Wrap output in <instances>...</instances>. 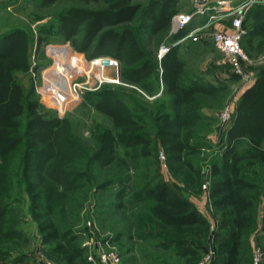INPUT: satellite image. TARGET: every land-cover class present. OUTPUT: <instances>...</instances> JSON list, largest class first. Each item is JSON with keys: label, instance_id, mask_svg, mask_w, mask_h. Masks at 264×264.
<instances>
[{"label": "trees", "instance_id": "16d2710c", "mask_svg": "<svg viewBox=\"0 0 264 264\" xmlns=\"http://www.w3.org/2000/svg\"><path fill=\"white\" fill-rule=\"evenodd\" d=\"M57 1L40 0V6ZM78 1L103 5L67 9L60 16L58 29L88 59L109 55L121 60L122 78L134 86L103 89L92 96L94 108L111 123L99 130L97 142L92 144L76 134L70 118L44 113L34 86L26 89L18 81L17 72L31 69L29 32L14 27L0 34V264L24 261L23 257L8 260L11 244L25 243L26 236L9 200L16 175L24 183L42 243L50 245L59 261L92 264L78 237L70 229L62 230L53 217L57 211L61 213L60 207L69 206L79 191L97 186V190H113L117 201L110 208L115 213L134 203L142 206L133 215L138 230L135 238H155L156 246L174 251L185 264H194L209 234V221L189 198L177 195L176 187L164 177L156 173L148 178L140 167L142 159L155 157L157 138L171 168L179 163L189 167L187 186L202 187L201 167L190 160L206 143L193 129H199L204 118L198 95L211 96L215 91L196 80L187 82L186 62L179 46L171 47L161 62H156L148 49L151 38L159 37V43L170 30L178 0H150L147 4L133 0ZM244 26L247 34L242 44L248 51L255 47L258 37L264 45V3L251 7ZM187 28L173 40L182 37ZM48 30L40 28L41 32ZM60 71L55 74L58 80ZM161 83L166 99L156 104V109L147 108L149 104L138 88L153 93L160 90ZM133 97L142 99L141 103H133ZM226 140L218 157L212 159L209 189L224 229L218 235L214 264H252L251 233L256 228L259 195H264L260 177V173L264 176V69L257 82L240 96ZM18 154L16 174L14 160ZM106 168L117 169L118 177L100 179ZM130 168L135 176H130Z\"/></svg>", "mask_w": 264, "mask_h": 264}, {"label": "rangeland", "instance_id": "374dc122", "mask_svg": "<svg viewBox=\"0 0 264 264\" xmlns=\"http://www.w3.org/2000/svg\"><path fill=\"white\" fill-rule=\"evenodd\" d=\"M149 1L133 0V2L143 4H147ZM40 3V0H0V34L14 27H23L31 36V69L29 72H17L16 77L26 89L31 85L34 86L36 97L41 103L44 113L60 118H70L76 126L77 135L92 144L96 143L99 130L104 126H111V123L109 118L94 108V101H91L92 96L103 89L120 90V86L132 87L134 85L129 84L122 78L121 60H119L120 66L118 69L119 82H104L100 84L94 79L90 80L89 76L87 77L86 73L88 75L90 74L83 70L79 61H69L66 50L55 51L54 59L49 54L50 51L48 53L47 48L50 45L69 44L74 54L82 55L86 60L95 58L88 59L86 54L76 50L73 42L66 39L64 34L60 32L58 25L61 14L71 7L92 9L103 4H86L78 0H58L48 7H43L40 6ZM258 3H264V0ZM191 9H193L192 0H178V12L189 11ZM133 24L135 25V23ZM42 26L49 28V30L41 32L40 28ZM171 29L172 25L159 43L157 42L159 37L151 38L149 35L145 37L151 38L148 49L152 50L151 56H153L156 62H161V59H159L160 48L163 45H170L173 42V36L175 34L171 35ZM188 31L189 29L186 33ZM40 36H43L44 41L38 47L37 41ZM189 41L186 40L177 45L184 47L181 50V55L187 66L185 74L187 82L196 80L199 83L211 86L215 91L211 96L198 95V98L202 101L200 109L204 114V118L199 122V129H193L195 135H198L206 143L201 152L190 160L195 167H201L203 174L202 187L187 186L185 179L189 172V167L187 165L183 167L179 163L171 168L167 160L165 148L157 138H155L154 143L155 157L142 159L140 167L148 178H153L157 175L156 173L164 177L173 187H176L177 195L180 194L189 198L209 221L210 231L206 238L204 248L200 251L197 260L194 261V264H198L210 250H214L217 256V248L220 240L218 235L224 231L220 226L222 221L221 212L215 207L209 190L212 179V159L218 157L221 149L227 144L226 132L231 123H223L221 114L227 106L231 105L234 116L235 107L240 96L247 88L253 86L262 74L264 69V45L261 44L259 37L255 40V47L249 49V51L246 49L245 44H242L244 52L248 57L245 62H242L244 73L247 75V77H244V75L241 76L237 73L232 63L215 49L209 38L200 40L202 42L198 43L199 46H196L197 48L192 46ZM48 68L50 70L46 72ZM59 69H61V80H58L55 75ZM81 71L85 73L80 74L79 72ZM159 71L161 73V67ZM74 73L76 74L71 76ZM78 74L80 75L77 77ZM105 74H108L107 76L109 77L117 76V72L114 69L107 70ZM90 76L95 77L98 75L93 73ZM67 79H73L75 84H80L83 88L79 91V99L75 102L70 101L66 110L61 112L49 100H54L63 109V106L68 102L65 87ZM88 80H90L92 86L86 83ZM138 89L143 101L149 104L146 107L150 109H156L157 106L155 105L163 99H166L167 96L162 94V83L160 90L157 92L149 93L140 88ZM49 90L53 92L54 98ZM142 99L135 98L134 100L133 97L132 102L140 104ZM119 150L121 151L122 148ZM162 152L164 153V159L161 158ZM19 157L20 155L18 154L14 160L16 174H18ZM151 159L154 163H148L151 162ZM105 170L106 172L102 171V174L99 175L100 179L115 178L119 175L117 169L107 171L106 168ZM129 172L130 176H135V171L132 168L129 169ZM260 177L262 180L261 187L264 189L263 173H260ZM97 182L100 181L97 180ZM13 183L14 188L10 191L9 200L15 210L19 227L26 236L25 243L15 242L13 245L11 244L8 260L11 261L23 257V264H47V262L65 264L59 261L58 257L51 252V249L48 248L50 245H44L42 243L41 234L37 229V222L30 213L28 194L24 189V183L19 175L14 177ZM111 193H113L111 188L97 190V186H92L91 189L85 191H79L77 195H74L75 197L71 200L69 206L59 208L62 214L57 211L53 217L54 221L62 230L70 229L78 237L77 242L84 248L87 260L91 254L97 264H105L101 262V255L103 253H113L119 257L117 264H185V259L175 254L174 251H166L156 246L154 244L157 241L155 238L147 241L135 238V232L137 233L138 230L135 227L133 215L142 206L134 203L133 205L127 206L128 208L124 212L119 211V213H115L110 206L117 199ZM77 203H79L78 206ZM213 222L215 223L214 228H212ZM130 227L131 229H129ZM120 231L124 232L122 236L118 235ZM251 244L253 249L252 264H264L263 193H260L257 203L256 228L251 233ZM258 254H260V260L256 262L255 260ZM215 259L216 257L212 264H214Z\"/></svg>", "mask_w": 264, "mask_h": 264}, {"label": "built area", "instance_id": "2783aa9c", "mask_svg": "<svg viewBox=\"0 0 264 264\" xmlns=\"http://www.w3.org/2000/svg\"><path fill=\"white\" fill-rule=\"evenodd\" d=\"M261 0H192L193 9L189 11H180L173 15L171 25V35L177 34L183 29L187 28L198 20L197 24L193 25L191 29L181 38L173 40L170 45H163L159 50V59L169 51L173 46H177L186 40H191L194 42L200 41L202 39L209 38L215 48L219 50L223 56L229 60L235 71L241 76L247 77L243 70V63L248 57L244 52L242 47V40L247 34V29L244 26L246 16L250 8L260 2ZM50 46H60V47H70L69 44L64 45H50ZM47 48L49 53V48ZM72 51V49H71ZM50 54V53H49ZM51 55V54H50ZM73 57L77 59L84 60L88 66L91 68L96 67L102 69L101 77L89 76V79H94L100 84L104 82H119L118 80V69L120 62L118 58L110 56H98L91 60H86L82 55L74 54ZM53 57V56H52ZM114 69L117 72L116 77H109L105 74L107 70ZM85 73L81 71L80 74ZM78 74L77 77L80 75ZM74 77V78H77ZM73 78V79H74ZM72 79V91L76 95L75 101L79 99V91L83 88L80 84H75ZM90 80L86 83L90 84ZM92 86V84H90ZM43 91V90H42ZM51 104L55 105L59 111L63 112L54 100H49ZM232 106H227L221 114V120L223 123H229L233 117ZM161 158L164 159V153H161ZM215 223H212V228H214ZM216 257V252L210 250L205 257L198 264H212L214 258ZM88 260L93 264H97L96 260L90 254ZM260 260V254L256 256V262ZM119 257L116 254L103 253L101 255V262L105 264H117ZM47 264H53L52 262H47Z\"/></svg>", "mask_w": 264, "mask_h": 264}, {"label": "bare ground", "instance_id": "6f19581e", "mask_svg": "<svg viewBox=\"0 0 264 264\" xmlns=\"http://www.w3.org/2000/svg\"><path fill=\"white\" fill-rule=\"evenodd\" d=\"M57 50H66L67 52H68V57H69V61H72V62H77V61H79V64H80V66L83 68V70H85L86 72H88L90 75H92L93 73H95V74H97L98 76L100 75V77H101V73H102V69H100L99 70V68H96V67H92L91 66V68L88 66V64L84 61V60H81V59H77V58H75V57H73V55H72V51H71V49L69 48V47H60V46H50V48H49V51H50V54L53 56V58L55 59V55H54V52L55 51H57ZM56 62V61H55ZM54 65V64H53ZM75 65V64H74ZM51 68V67H50ZM50 68H48L47 70H46V72L48 71V70H50ZM99 70V71H98ZM45 72V73H46ZM79 73H81V72H79ZM76 73H74V74H72L71 76H73V75H75ZM70 76V77H71ZM69 77V78H70ZM45 80H46V77H45ZM66 86V94L68 95V102L66 103V105L65 106H63V109L62 110H64L65 108H66V106L68 105V103L70 102V101H74L75 100V97H76V95L73 93V91H72V80H70V79H67L66 80V84H65ZM52 94H53V92L51 91V90H49ZM53 98H54V94H53ZM56 104V103H55ZM59 106V108H61L62 106H60V105H58Z\"/></svg>", "mask_w": 264, "mask_h": 264}, {"label": "crops", "instance_id": "0c3cea01", "mask_svg": "<svg viewBox=\"0 0 264 264\" xmlns=\"http://www.w3.org/2000/svg\"><path fill=\"white\" fill-rule=\"evenodd\" d=\"M197 22H198V20H195L194 21V23L193 24H191L190 26H189V29H191L192 27H193V25H195V24H197ZM189 42H191V44H192V46H199V44L198 43H200V42H202V41H197V42H194V41H189ZM215 47V46H214ZM184 47H182L181 45L179 46V50H180V53H181V50L183 49ZM197 48V47H196ZM216 49V48H215ZM217 50V49H216ZM218 52H219V50H217ZM187 67V66H186ZM200 210V209H199Z\"/></svg>", "mask_w": 264, "mask_h": 264}]
</instances>
